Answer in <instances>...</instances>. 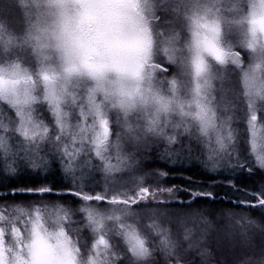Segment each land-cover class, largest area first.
I'll return each mask as SVG.
<instances>
[{
	"label": "snow or ice",
	"instance_id": "6c2138e0",
	"mask_svg": "<svg viewBox=\"0 0 264 264\" xmlns=\"http://www.w3.org/2000/svg\"><path fill=\"white\" fill-rule=\"evenodd\" d=\"M15 3L19 27L0 20V170H55L76 199L46 184L31 203L0 196V264H210L192 229L162 223H184L168 178L194 161L264 232V0Z\"/></svg>",
	"mask_w": 264,
	"mask_h": 264
},
{
	"label": "trees",
	"instance_id": "16d2710c",
	"mask_svg": "<svg viewBox=\"0 0 264 264\" xmlns=\"http://www.w3.org/2000/svg\"><path fill=\"white\" fill-rule=\"evenodd\" d=\"M9 31L16 30V19L8 18ZM1 20V19H0ZM5 20V19H4ZM245 135V134H243ZM245 137V136H244ZM148 164H160L162 161L153 160L151 157L146 159ZM260 177L253 173L252 175H242L238 177L237 183L241 188L252 189L259 185ZM67 182L63 180L62 176L55 170L51 173H41L37 176L34 172L21 170L16 175H8L0 170V196L4 195L9 191H16V195L20 198V201L27 204L31 203L28 197L31 195L26 190L39 188L41 185L46 184L49 187H53L57 190V194L63 192L69 202L75 200L76 197L71 195V190L65 188ZM168 184L175 186L178 191L176 197L178 199L174 202L168 210L178 215H184L181 212L188 214L191 210L201 211L203 209H227L225 211L229 213L247 214L250 218H260V212L258 208H247L245 206L235 205V191L229 186L227 180L223 177H217L215 179L204 175L202 169L198 167L194 161L191 164H186L183 167H178L177 170L173 171L169 178ZM192 190L196 193H211L212 197L206 195H197L193 198ZM251 199V198H249ZM232 201L230 204L229 201ZM191 203V207L188 204ZM196 212V213H199Z\"/></svg>",
	"mask_w": 264,
	"mask_h": 264
},
{
	"label": "rangeland",
	"instance_id": "374dc122",
	"mask_svg": "<svg viewBox=\"0 0 264 264\" xmlns=\"http://www.w3.org/2000/svg\"><path fill=\"white\" fill-rule=\"evenodd\" d=\"M8 18L16 19L17 29L20 13L15 0H0V19L13 20ZM258 115L260 117L257 121L259 132L261 125H264V113ZM233 127L237 133L238 142L245 137L250 139L251 134L247 132V122L243 112L240 113L239 122ZM203 210V213L191 210L188 214L177 211L184 215L168 210L173 217L179 216L184 223L181 224V221L173 219L170 225L165 219L162 220L163 226L171 227L173 233H176L178 229L183 231L184 227L192 229L194 240L210 253V264H241L242 260L259 259L264 255V232H261L254 224L248 223L249 220L261 222L260 218H250L247 214L229 213L225 211L227 209ZM195 255L193 254L194 257L197 256Z\"/></svg>",
	"mask_w": 264,
	"mask_h": 264
},
{
	"label": "flooded vegetation",
	"instance_id": "af4514ba",
	"mask_svg": "<svg viewBox=\"0 0 264 264\" xmlns=\"http://www.w3.org/2000/svg\"><path fill=\"white\" fill-rule=\"evenodd\" d=\"M193 254H196V253L194 252ZM195 256H196V255H195ZM193 258L195 259V261H196V264H198V261H199V258H198V256H196V257H194V256H193Z\"/></svg>",
	"mask_w": 264,
	"mask_h": 264
}]
</instances>
